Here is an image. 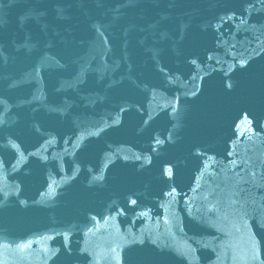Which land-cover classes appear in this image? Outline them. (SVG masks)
<instances>
[{"label": "water", "instance_id": "1", "mask_svg": "<svg viewBox=\"0 0 264 264\" xmlns=\"http://www.w3.org/2000/svg\"><path fill=\"white\" fill-rule=\"evenodd\" d=\"M0 264H264V0H0Z\"/></svg>", "mask_w": 264, "mask_h": 264}, {"label": "snow or ice", "instance_id": "2", "mask_svg": "<svg viewBox=\"0 0 264 264\" xmlns=\"http://www.w3.org/2000/svg\"><path fill=\"white\" fill-rule=\"evenodd\" d=\"M133 203H135V201H133Z\"/></svg>", "mask_w": 264, "mask_h": 264}]
</instances>
